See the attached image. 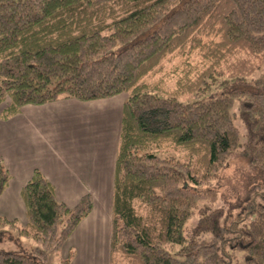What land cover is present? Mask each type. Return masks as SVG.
Instances as JSON below:
<instances>
[{"label": "trees", "instance_id": "obj_1", "mask_svg": "<svg viewBox=\"0 0 264 264\" xmlns=\"http://www.w3.org/2000/svg\"><path fill=\"white\" fill-rule=\"evenodd\" d=\"M117 96L110 263L264 264V0H0L1 120ZM11 177L0 161V198ZM21 196L26 225L0 214V234L39 246L0 264H72L93 197L59 201L38 169Z\"/></svg>", "mask_w": 264, "mask_h": 264}, {"label": "crops", "instance_id": "obj_2", "mask_svg": "<svg viewBox=\"0 0 264 264\" xmlns=\"http://www.w3.org/2000/svg\"><path fill=\"white\" fill-rule=\"evenodd\" d=\"M124 100V96L87 103L61 100L45 106H27L8 121L0 119V161L12 176L0 198V214L26 225L27 210L21 192L38 169L54 185L59 201L74 206L85 194L93 197V211L77 228L69 246H76L78 252L90 257L88 264L109 259L115 163ZM77 114H82L84 121L103 120L105 116L112 133L84 146H68L63 133V142L55 143L58 131L49 127L56 115L69 119Z\"/></svg>", "mask_w": 264, "mask_h": 264}, {"label": "rangeland", "instance_id": "obj_3", "mask_svg": "<svg viewBox=\"0 0 264 264\" xmlns=\"http://www.w3.org/2000/svg\"><path fill=\"white\" fill-rule=\"evenodd\" d=\"M22 112V111H21ZM231 114L233 117V123L235 127L239 131L240 142L243 144L245 142V127L241 122L239 117V111L237 104L231 109ZM91 117V116H90ZM56 119V120H55ZM53 124L51 127L53 130L58 131V137L54 139V142L57 144H61L63 142V133L66 134V138L64 141L68 144V146H84L85 144H90L93 140H101L104 139V136H107L112 133L111 124L108 120H105L104 116L103 120H87L82 114H77V116H72L69 119L65 116L58 117L56 115ZM105 134V135H101ZM89 135V136H88ZM245 171L244 165H234L232 169H230L229 174H233L236 172L242 173ZM264 194V191H263ZM233 197V196H228ZM259 202L264 203V198L262 196L259 197ZM19 221V220H18ZM198 221V216L194 215L186 224L184 229V234L186 238H189L192 229L196 226ZM19 226H25L22 221H19ZM38 243L32 237H21L18 234V230H5L0 234V251H21L27 250L31 251L32 249L38 247ZM75 250V259L78 258L77 263L75 264H88L90 261V257L87 258L84 256L83 251L78 252L77 247H72ZM229 254V251L227 250ZM100 254L103 257L105 255L104 249L100 250ZM64 253H51L48 256L49 264H61V260L63 258ZM234 259L231 264H244V254L241 252H236L233 255ZM101 259V258H100ZM101 262H92L91 264H111L110 257L109 259Z\"/></svg>", "mask_w": 264, "mask_h": 264}]
</instances>
